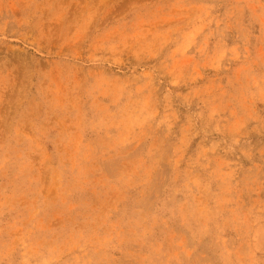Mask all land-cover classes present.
Listing matches in <instances>:
<instances>
[{"label":"rangeland","instance_id":"1","mask_svg":"<svg viewBox=\"0 0 264 264\" xmlns=\"http://www.w3.org/2000/svg\"><path fill=\"white\" fill-rule=\"evenodd\" d=\"M0 264H264V0H0Z\"/></svg>","mask_w":264,"mask_h":264}]
</instances>
